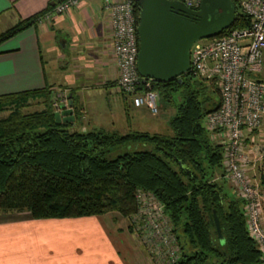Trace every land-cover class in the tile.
<instances>
[{
	"label": "trees",
	"instance_id": "1",
	"mask_svg": "<svg viewBox=\"0 0 264 264\" xmlns=\"http://www.w3.org/2000/svg\"><path fill=\"white\" fill-rule=\"evenodd\" d=\"M241 1L233 0L234 22L220 35L250 24ZM53 7L0 33V42ZM139 11L138 0H133L135 24ZM256 74L251 76L264 80ZM181 79L151 80L159 99L174 109L167 119L171 135L130 127L125 132L103 127L83 131L76 124L82 108L73 94L69 100L75 121L56 123L55 94L47 87L0 95V112L8 111L0 117V221L110 212L135 221L141 206L137 196L144 195L161 203L171 223L178 257L168 264H263L247 232L245 199L226 186L225 144L215 141L203 124L221 104L218 79L190 71ZM35 99L42 108L25 111ZM258 182L264 190V158Z\"/></svg>",
	"mask_w": 264,
	"mask_h": 264
},
{
	"label": "crops",
	"instance_id": "2",
	"mask_svg": "<svg viewBox=\"0 0 264 264\" xmlns=\"http://www.w3.org/2000/svg\"><path fill=\"white\" fill-rule=\"evenodd\" d=\"M58 2L0 0V33ZM105 2L79 0L65 13L36 21L0 42V95L45 87L53 94H73L82 108L79 128L101 127L94 120L93 92L119 91ZM118 218L0 221V264H138L135 253L142 254V244L137 246L133 233L115 224ZM78 223L91 225L79 231L74 228ZM145 260L142 256L140 264Z\"/></svg>",
	"mask_w": 264,
	"mask_h": 264
},
{
	"label": "built area",
	"instance_id": "3",
	"mask_svg": "<svg viewBox=\"0 0 264 264\" xmlns=\"http://www.w3.org/2000/svg\"><path fill=\"white\" fill-rule=\"evenodd\" d=\"M179 1L196 8L201 0ZM78 2L59 0L38 21H49L52 14H63ZM240 5L250 24L224 35L195 41L190 49L189 71L201 78L215 77L220 84L221 104L206 115L204 125L223 137L225 177L245 199L247 232L256 242L264 264V190L248 173L249 166L254 165L257 158L254 152L246 150L245 141L246 134L264 122V80L251 76L260 73L264 67V0H242ZM105 8L109 13L113 52L119 70L117 89L129 97L135 107H145L155 114L159 109L158 93L152 88V79L141 76L137 70V24L133 0H106ZM67 96L64 92L55 93V110L68 107ZM137 199L141 202L139 218L142 219L143 233L152 235L149 240L153 242L156 255L165 251L166 264L176 260V238L161 203L144 195L137 196Z\"/></svg>",
	"mask_w": 264,
	"mask_h": 264
},
{
	"label": "water",
	"instance_id": "4",
	"mask_svg": "<svg viewBox=\"0 0 264 264\" xmlns=\"http://www.w3.org/2000/svg\"><path fill=\"white\" fill-rule=\"evenodd\" d=\"M138 4L137 70L156 81L178 78L181 82L190 68L192 44L219 35L233 24L236 15L233 0H201L198 8L187 7L179 0H138ZM53 115L56 123L74 122L72 101ZM213 217L222 240L218 219L215 214Z\"/></svg>",
	"mask_w": 264,
	"mask_h": 264
},
{
	"label": "rangeland",
	"instance_id": "5",
	"mask_svg": "<svg viewBox=\"0 0 264 264\" xmlns=\"http://www.w3.org/2000/svg\"><path fill=\"white\" fill-rule=\"evenodd\" d=\"M261 72L262 73H258V74L260 77L264 79V67ZM93 96L95 97L93 105L98 109V111H96V115L94 116V120L97 121V124L99 126L107 130H118L120 132H125L129 128L128 125L131 124L130 128L139 131H146L149 133L158 132L168 135L172 134V131L167 125V119L170 115L174 113V109L170 106H167V104L163 102L161 99H159V97H158V107H159L158 112L152 114L148 109L147 110L141 109L145 107H135L132 104L129 97L123 96V94H121L119 91H116V89H113V87L107 89H101L100 91L93 92ZM40 101L37 99L30 100V104L24 110L34 111L41 109L42 105L39 103ZM7 113L8 111L0 112V117L6 116ZM127 118L130 122L129 124L128 122L126 123ZM78 123L79 121L76 124ZM203 124H205V119L203 121ZM209 131L212 138L215 141L218 142L224 141L223 137L222 136L219 137L216 131H211V130ZM246 136H248L246 141V147H247L246 150L247 151L251 150L252 152H254L255 154L253 153V155L256 156L257 158V160L254 162V165L249 166L248 173L252 179H255L258 182V169L260 168L261 161L264 158V156L262 157V154H264V122L257 129L255 134H246ZM259 150H261V154ZM226 186L230 188L232 192H234L235 194L236 190L234 189V185L229 180L226 181ZM106 215H108L109 218L113 217L114 215L119 216L118 222H116L115 224L117 226L119 225L120 227H123V230H127V231L129 230V232L131 231L135 238V242H137L138 244L137 246H141L140 244H142V247H140L141 249L140 251L141 252L143 251L142 254L139 252L135 253L136 259H139L138 264L141 263L142 256L146 258L145 260L146 264H166L165 260L167 258V253H165V251L163 253L162 251L161 254L156 255L155 249L153 247V242L149 240L150 236L152 235L150 234V236H147L149 235V233H146L145 231L143 233L144 229L141 226L142 219L139 218L134 221L132 218L127 219L121 217L120 215H118V213L115 212H110ZM17 217L18 216L16 215L15 218ZM83 221L84 220H82V222ZM59 225L63 226L62 224ZM90 225H91L90 223H78L77 225L78 227L75 226L74 228H79V231H81L83 230V228H86ZM129 226L131 228H129ZM152 240L154 241V239ZM158 249L160 248L158 247L157 250ZM164 249H166V247H164Z\"/></svg>",
	"mask_w": 264,
	"mask_h": 264
},
{
	"label": "flooded vegetation",
	"instance_id": "6",
	"mask_svg": "<svg viewBox=\"0 0 264 264\" xmlns=\"http://www.w3.org/2000/svg\"><path fill=\"white\" fill-rule=\"evenodd\" d=\"M191 20H194V18H190Z\"/></svg>",
	"mask_w": 264,
	"mask_h": 264
}]
</instances>
